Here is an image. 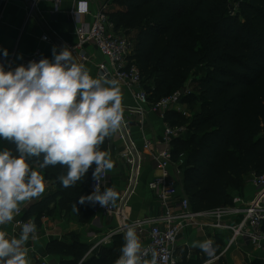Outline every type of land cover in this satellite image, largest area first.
<instances>
[{"label": "trees", "instance_id": "16d2710c", "mask_svg": "<svg viewBox=\"0 0 264 264\" xmlns=\"http://www.w3.org/2000/svg\"><path fill=\"white\" fill-rule=\"evenodd\" d=\"M119 10L109 13L116 32L133 34V64L141 76L150 102L183 89L181 97L189 118L175 111L163 115L170 126H187L185 137L172 141V157H183L182 194L193 212L230 205L232 194L242 189L250 175L264 174V0H240L233 16L226 0H112ZM15 145L0 139V151ZM107 138L101 145L106 151ZM42 157L31 158L30 167L56 190L46 200L30 206L23 219L49 214L58 198V209L77 205L78 221L87 223L92 205L79 203L88 196L93 165L74 187L64 188L57 177L67 167L40 168ZM52 241L48 255L61 257L60 264H114L121 255L123 235L111 245L98 246L86 256L87 246ZM219 250V249H218ZM218 252V251H217Z\"/></svg>", "mask_w": 264, "mask_h": 264}, {"label": "clouds", "instance_id": "9594fccd", "mask_svg": "<svg viewBox=\"0 0 264 264\" xmlns=\"http://www.w3.org/2000/svg\"><path fill=\"white\" fill-rule=\"evenodd\" d=\"M77 10L87 11L86 0H79ZM52 52V61L41 58L9 71L0 66V139L14 144L17 153L0 151V226L11 223L23 203L45 192V178L30 167L31 158L42 157V169L66 166V174L57 177L64 188L76 186L95 165L94 191L81 196L80 204L98 203L107 208L119 197L114 187L103 192L100 188L115 166L101 145L124 121L119 83L103 75L93 78L66 46L58 54L54 46ZM3 54L8 55L6 49ZM36 231L34 222L24 223L18 238L0 230V264H30L26 244ZM194 246L207 250L212 241ZM119 251L114 264H157L155 253L150 261L143 258L142 243L133 227L127 228Z\"/></svg>", "mask_w": 264, "mask_h": 264}, {"label": "crops", "instance_id": "0c3cea01", "mask_svg": "<svg viewBox=\"0 0 264 264\" xmlns=\"http://www.w3.org/2000/svg\"><path fill=\"white\" fill-rule=\"evenodd\" d=\"M108 0H86L87 11L80 14V21L83 24H91L93 16L99 5ZM29 0H0V66L5 69H14L29 57L33 52L40 51L42 54L53 58L52 49L55 46L57 54L66 47L75 46L78 38L75 35L76 24L71 12L78 13L79 0H62L59 10H54L49 0H40L39 10L31 17H27L26 9ZM110 12L119 10V7L110 0ZM124 35V34H123ZM133 35V34H131ZM47 36L48 41L42 37ZM8 55L4 56V50ZM89 61L84 65L90 70L93 78L97 77V66L106 63V60L98 53L95 47L88 44L84 48ZM122 92V106L124 108V121L130 133L131 140L140 154V168L137 180L132 184V191L127 194L129 188V169L117 154L123 149L117 133L107 138L106 151L111 154L114 168L108 171L109 187H114L119 193L115 204L122 202V214L127 221H135L147 216L163 213L164 209L157 203L152 192L148 189V183L157 174L152 158L148 151L142 150L146 140L154 143L162 135L164 120L158 113L146 109L142 116L128 111L138 108L132 97L130 89L119 85ZM185 104L179 103L174 111L179 113L187 110ZM179 110V111H178ZM188 111H190L188 109ZM154 147L151 148V152ZM42 174V173H41ZM43 175V174H42ZM172 175L175 172L172 170ZM182 170L177 175L178 191H181ZM250 176L247 178L249 179ZM247 179V180H248ZM45 192L31 202H25L20 207L23 212L30 206L40 203L52 196L56 190L54 180L45 179ZM257 191L245 183L242 189L235 191L232 196H240L246 201L252 199ZM58 198L49 204L51 212L43 214L38 223L34 217L37 227L35 238H30L26 244L30 264H39L46 261L48 264H60L63 260L59 256L48 255L46 248L52 241L70 242L74 241L87 246L86 256L98 246L111 245L112 239L107 244H100L108 232L116 227L119 219L92 215L90 220L82 224L78 221L77 205L72 204L68 211L58 209ZM43 217V219H42ZM206 220L198 221L197 225L186 227L177 237L175 247L177 264H264L262 253L254 251L253 248L243 239H238L236 245L225 252V247L230 238V232L225 230L212 229L205 224ZM8 237L20 235V231L11 223L0 227ZM123 235V234H120ZM138 235V234H137ZM124 238V235H123ZM142 247L146 245V238L138 235ZM206 240L212 241L211 248L202 250L194 246L196 242ZM219 249V250H218ZM218 251V252H217Z\"/></svg>", "mask_w": 264, "mask_h": 264}, {"label": "built area", "instance_id": "2783aa9c", "mask_svg": "<svg viewBox=\"0 0 264 264\" xmlns=\"http://www.w3.org/2000/svg\"><path fill=\"white\" fill-rule=\"evenodd\" d=\"M49 1L57 12L62 0ZM226 1L231 7L229 15L233 16L238 9L240 0ZM39 2L40 0H29L26 9L28 18L39 10ZM109 2L110 0L99 5L89 25L81 23L80 14L82 13H70L76 24L75 35L78 38V42L75 46L68 48L72 51L76 62L84 64L89 61L84 48L88 44L93 45L102 58L106 60V63H101L97 66V76L103 75L109 79H115L119 85L130 89L138 108L128 112L142 116L147 109L158 113L163 118L167 111L177 109L181 97L189 95L191 89H181L155 103L149 101L147 94L142 88V79L139 71L131 60L134 53V42L114 30V26L108 16L110 13ZM42 40L48 41V37L43 36ZM41 58H47L50 61L54 59L42 54L40 51H35L21 65L26 67L30 61L39 62ZM9 70L5 69V71ZM179 113L184 117L186 115L183 112ZM187 134V126H170L165 123L160 139L154 143L146 140L142 147V150L150 153L153 166L157 171V174L149 181L148 189L152 192L157 203L164 209V212L130 222L127 221L121 212L123 208L121 201L118 205L109 204L107 208L101 207L97 203L92 206V215L119 219L116 227L108 232L100 244H107L114 236L124 235L128 227H133L138 235L145 237L147 240L146 245L142 247L145 253L144 259L150 261L153 253H155L157 264H177L175 247L178 235L186 227L197 225L200 220H206V226L230 232L225 252L236 245L238 239H243L254 251L262 253L264 261V174L259 176L250 175L247 180V184L257 191L255 196L249 201L244 200L240 196H233L230 205L209 211H191L188 199L179 193L177 187L176 176L180 174L182 170L180 167L183 165L184 160L182 155L179 156L178 161L173 159L171 145L174 139L185 137ZM117 135L123 146L117 157L123 160L128 167L129 185H132L138 178L141 161L140 154L131 140L125 121H123ZM152 147L154 149L151 152ZM172 170L175 175H172ZM109 184L107 172L100 184L101 192L106 187H109ZM94 186L95 181L92 180L88 185V190L91 194L94 191ZM28 222L34 221L23 219V209L20 207V212L14 216L11 224L21 232L22 225ZM39 264L48 263L40 261Z\"/></svg>", "mask_w": 264, "mask_h": 264}, {"label": "rangeland", "instance_id": "374dc122", "mask_svg": "<svg viewBox=\"0 0 264 264\" xmlns=\"http://www.w3.org/2000/svg\"><path fill=\"white\" fill-rule=\"evenodd\" d=\"M127 38H129V39H131V37H132V35L131 34H128V35H125ZM190 82V81H189ZM189 82L187 81L185 84H184V86H183V89L184 88H188L189 90L191 89V88H189ZM185 112H187V114L185 115V117L186 118H189L190 116H191V112L190 111H188V109L187 110H184Z\"/></svg>", "mask_w": 264, "mask_h": 264}, {"label": "water", "instance_id": "95a60500", "mask_svg": "<svg viewBox=\"0 0 264 264\" xmlns=\"http://www.w3.org/2000/svg\"><path fill=\"white\" fill-rule=\"evenodd\" d=\"M132 188H133L132 185H130L128 188L127 194H129L132 191Z\"/></svg>", "mask_w": 264, "mask_h": 264}]
</instances>
